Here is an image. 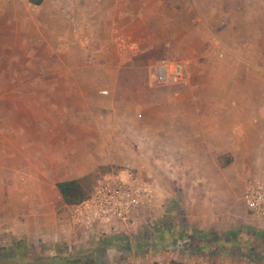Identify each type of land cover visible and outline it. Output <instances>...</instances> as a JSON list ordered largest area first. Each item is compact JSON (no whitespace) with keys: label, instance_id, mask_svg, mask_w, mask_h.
Listing matches in <instances>:
<instances>
[{"label":"crops","instance_id":"crops-1","mask_svg":"<svg viewBox=\"0 0 264 264\" xmlns=\"http://www.w3.org/2000/svg\"><path fill=\"white\" fill-rule=\"evenodd\" d=\"M83 1L42 0L34 5L11 0L9 8L25 18L17 28L23 36L49 33L48 40H57L59 47L80 44L83 30L106 31L107 40L117 46L129 45L131 38L134 42L131 31L141 32L139 40L146 39L147 31L167 32L157 42L185 63L183 79L142 107L153 111L152 120L143 121L147 123L138 143L156 196L151 208L138 211L134 219L140 237L151 236L161 260L174 249L185 255L181 259L183 255L172 252L184 264H255L250 256L257 238L249 227H262L264 220L248 212L242 194L248 179L264 180V0H154L153 12L146 0H136L135 6L89 0L88 8ZM146 15H154V27ZM151 41L149 45L155 38ZM79 92L73 88L67 95L75 98ZM75 101L69 97L52 104L75 110L81 104ZM6 137L0 133V239L7 232L13 239L77 241L80 230L72 226L69 205L57 209L61 197L55 183L77 178L80 153L76 162L68 161L72 176L56 179L48 163L38 166V160L26 156L19 162L16 144L18 138L25 142V136ZM86 165L87 172L93 169L91 160ZM182 198L184 215L178 209ZM132 228L121 224L120 232L80 235L121 241Z\"/></svg>","mask_w":264,"mask_h":264},{"label":"rangeland","instance_id":"rangeland-1","mask_svg":"<svg viewBox=\"0 0 264 264\" xmlns=\"http://www.w3.org/2000/svg\"><path fill=\"white\" fill-rule=\"evenodd\" d=\"M126 1L135 6L136 0H118V3ZM10 2L0 0V133L5 137L11 133L25 136V142L18 138L16 144L20 146L16 152L19 162L26 156L38 160V166L49 164V170L56 171L58 179L72 176V162L68 161L75 158L76 162L80 153L82 166L76 176L88 192H92L98 180L122 169L148 178L141 164L142 149L138 139L147 123L144 119L152 120L153 111L144 112L142 107L153 103L155 93L179 83L153 80L157 62L176 60L158 43L167 32L147 31L146 39L139 40L141 32L131 31L130 36L133 34L134 42L139 45H132L131 38L129 45L117 46L107 40L106 31L83 30L80 44L59 47L54 45L57 40L51 37L48 40L49 33L23 36L25 32L17 28L25 18L10 12ZM153 2L146 0L151 12L155 9ZM89 3L84 0L82 6L88 8ZM146 19L154 27V15H146ZM150 36L155 38L153 45H149ZM73 88L80 89L75 98L74 94L67 95ZM69 97L73 102H81L75 110H64L63 106L61 109L52 104L63 103ZM89 160L93 169L87 172ZM146 168L152 169V161ZM19 179L23 176L19 175ZM180 202L178 209L184 215V205H181L184 199ZM132 227L127 238L121 241L112 237L86 239L78 230L77 241L61 237L50 242L40 238L13 239L4 232L0 239V264H121L134 259L141 263L184 264L173 255L177 252L183 255L179 254L180 250L165 251L166 257L157 258L159 250L151 236L141 238L139 226L133 224ZM263 227L253 224L249 227L257 238V249L250 256L255 264L256 261L264 264Z\"/></svg>","mask_w":264,"mask_h":264},{"label":"built area","instance_id":"built-area-1","mask_svg":"<svg viewBox=\"0 0 264 264\" xmlns=\"http://www.w3.org/2000/svg\"><path fill=\"white\" fill-rule=\"evenodd\" d=\"M185 63L161 59L154 67L153 80L158 83H177L184 77ZM155 186L147 178L130 169L98 180L89 197L68 206L72 226L82 232H120L121 224L133 226L138 211L151 208L155 201ZM242 199L248 212L256 219L264 220V180L250 178L245 182ZM127 225V226H126ZM121 264L141 263L138 259L125 260Z\"/></svg>","mask_w":264,"mask_h":264},{"label":"trees","instance_id":"trees-1","mask_svg":"<svg viewBox=\"0 0 264 264\" xmlns=\"http://www.w3.org/2000/svg\"><path fill=\"white\" fill-rule=\"evenodd\" d=\"M42 0H29L30 3L38 5ZM57 190L59 191L61 200L57 204V209L59 207L68 206L76 204L83 199L89 197L91 192H88L83 184L82 180L70 179V180H60L55 183Z\"/></svg>","mask_w":264,"mask_h":264}]
</instances>
